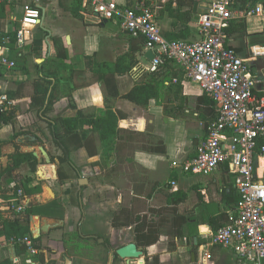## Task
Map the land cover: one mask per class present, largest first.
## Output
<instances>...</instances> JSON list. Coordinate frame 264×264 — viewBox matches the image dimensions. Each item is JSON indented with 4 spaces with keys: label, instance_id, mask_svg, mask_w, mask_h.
I'll return each instance as SVG.
<instances>
[{
    "label": "crops",
    "instance_id": "crops-1",
    "mask_svg": "<svg viewBox=\"0 0 264 264\" xmlns=\"http://www.w3.org/2000/svg\"><path fill=\"white\" fill-rule=\"evenodd\" d=\"M112 1L121 8L145 2L156 9L158 26L168 41L179 38L193 42L201 38L195 14L192 11L191 21L184 22L182 12L189 8L179 10L176 0H161L159 7L154 0ZM196 2L191 8L194 9ZM198 3L200 16L212 0ZM27 5H34V0H7L0 7V52L15 64L12 70L0 69V91L16 102L11 111L12 120L3 121L0 126V220L30 216L33 218L29 222L30 235L32 228H41L46 223L57 227L36 239L42 246L37 257H30L26 251L18 256L16 248L5 247L0 249V264H65L67 259L75 264L74 257L68 255L74 251L73 246L95 241L102 244L103 238L106 240L119 230L113 226V219L116 217L114 223H118L120 212L116 206L122 203L127 207L124 213L130 218L157 221L161 230L168 225L171 231L193 230L194 237L207 242L203 255L210 254L212 264H240L233 248L211 245L212 235L229 224L237 212L239 196L227 166L209 177L181 172V166L197 156L206 137L205 125L217 114L210 97L188 80L174 62L152 73L151 62L145 58L148 50L143 47L140 53L132 52L136 40L123 30L120 21L101 22L85 0H40L37 5L42 20L38 27L45 30L36 34L35 27L28 28L26 44L19 47L17 33L22 29ZM259 5H264V0H258L256 7ZM234 12L235 18L226 30V43L248 60L253 74L264 80L261 74V71L264 74V16L244 18L243 12ZM58 13L68 19V26L48 30L49 15L56 17ZM120 59L122 67L135 62L127 73L117 72ZM45 72L59 74L61 80L57 87L54 79L44 76ZM48 81L52 82L51 86ZM139 84H151L155 88V95L146 107L122 98ZM47 88L46 105L52 94L55 102L43 116L40 105L33 104L32 97ZM257 93L264 96V85ZM79 112L95 119L108 112L119 116L111 154L103 156L100 134L90 131L89 142L86 141L83 149L71 147L70 163L57 164L63 155L61 149L54 141L58 153L48 145L42 146L39 132L29 128L41 127L53 140L52 133L60 126V120L75 119ZM40 147L45 148L48 158L41 154ZM103 158L111 164L110 175L98 166ZM34 162L37 166L32 171ZM263 162L264 159L259 162L260 173L264 171H261ZM60 172L67 176L62 182ZM98 179L101 185L106 182L112 188L111 197L107 196L112 200L106 204L117 215L112 216L111 223L104 221L105 210H98L93 216L86 205L87 195ZM124 187L126 201L119 190ZM101 196L105 195L101 193ZM16 204L26 208L20 216L13 208ZM3 227L0 224V242L10 237L1 231ZM128 228L134 232V225L119 231ZM164 235L147 249L148 253L161 252ZM78 237L84 243L76 240ZM193 255L196 260L193 253L192 261Z\"/></svg>",
    "mask_w": 264,
    "mask_h": 264
},
{
    "label": "built area",
    "instance_id": "built-area-1",
    "mask_svg": "<svg viewBox=\"0 0 264 264\" xmlns=\"http://www.w3.org/2000/svg\"><path fill=\"white\" fill-rule=\"evenodd\" d=\"M6 1L0 0V7ZM39 2L34 0V5L24 7L22 29L17 33L19 47L26 44V30L41 24ZM85 2L101 22L119 20L123 30L145 41V49L155 56L152 73L167 61L174 62L214 102L217 114L206 127L205 140L197 156L181 166V172L209 177L227 166L239 196L237 212L229 224L212 235L211 245L233 248L240 264H264V171L260 173L259 168L260 160L264 159V96L257 93L264 80L253 74L248 60L226 43V30L235 18L233 0H218L200 14L201 38L193 42L164 39L156 9L145 2L129 8H121L112 0ZM243 16H264V5L248 7ZM14 67V62L0 52V69ZM15 107V100L0 91V117ZM19 196L22 197V192ZM13 208L19 216L26 211L23 204ZM5 247L25 248L33 258L42 252L30 234L4 239L0 249ZM204 258L210 260L211 255L205 253Z\"/></svg>",
    "mask_w": 264,
    "mask_h": 264
},
{
    "label": "trees",
    "instance_id": "trees-1",
    "mask_svg": "<svg viewBox=\"0 0 264 264\" xmlns=\"http://www.w3.org/2000/svg\"><path fill=\"white\" fill-rule=\"evenodd\" d=\"M177 8L179 10H183L184 8H189V10L182 12V20L184 22L189 23L191 21V14L193 8L191 6L194 4L195 0H176ZM190 2V4H188ZM258 5V0H233V10L244 12L246 8L256 7ZM228 31V30H227ZM136 47L132 49V52L140 53L141 49L145 45V41L141 38H135ZM176 40H180L176 38ZM170 61H167V63ZM135 62H130V65L126 67H122V60L120 59L119 65L117 64V72L119 74L127 73ZM44 76L47 79H54L56 81V87L60 83V76L57 72H45ZM49 86L52 85L51 81L47 82ZM56 89V88H55ZM49 89L42 90L41 92H36L32 97L33 104L40 105L39 112H43V116H46L48 112H50L51 107L54 105V95L52 94L49 98L48 105H46V100L48 96ZM155 95V88L151 84H139L136 85L129 93L122 96L123 99H126L138 106L146 107L149 104V101ZM13 113L10 112L7 115H2L0 118L2 121L9 122L12 120ZM119 116L114 112H108L104 117L95 119L92 116H85L79 112L78 117L75 119H67L60 120V126L56 127L53 131V141L57 147H59L62 151V157H59L61 165L69 164V155L71 147L73 146L75 150H81L86 146L88 132H98L100 134L101 142L105 145V147L110 148L112 143L116 137V129L119 126ZM215 118V116H214ZM213 118V119H214ZM212 119V120H213ZM211 120V121H212ZM209 124V123H208ZM205 125V128L207 125ZM18 136V135H17ZM40 143V141H39ZM41 144V143H40ZM37 163H33L31 165L32 171H35ZM59 177L61 182L67 179L66 175H62L59 173ZM120 216L125 218V222L122 224L114 223L117 219L116 217L113 219V226L117 228L122 227H130L134 225V239L135 243L138 247L143 248L145 256H148L147 249L155 244H157L161 238V226L159 222L142 219L140 217L130 218L127 213L120 212ZM0 224L4 226L1 231H4L10 237L17 236H25L29 232V221L25 219L15 218L12 221L0 220ZM169 236L171 239L175 240H183L187 239V230L184 228H175L173 229ZM193 237V242L195 244L196 239ZM37 246L42 250L41 244L36 240ZM25 248L17 247L16 252L17 255L20 256L25 253ZM43 261V259H42ZM153 261L155 263L161 264L159 261V257H154Z\"/></svg>",
    "mask_w": 264,
    "mask_h": 264
},
{
    "label": "rangeland",
    "instance_id": "rangeland-1",
    "mask_svg": "<svg viewBox=\"0 0 264 264\" xmlns=\"http://www.w3.org/2000/svg\"><path fill=\"white\" fill-rule=\"evenodd\" d=\"M139 1H147V0H139ZM218 0H212L213 2H216ZM155 6L159 7V4L161 0H154ZM62 16L60 13L57 14L56 17L49 15V20L50 24L47 23L46 28L48 30H57L58 28H64L68 26V19L61 18ZM36 34H41L43 27H38L36 28ZM29 130H33L35 133L40 134L41 139H39L40 143L42 146L46 147L48 145L49 149L51 151H54L56 153L59 152V149L53 144V140H51L46 132L42 130L41 127H30ZM34 132L32 134H34ZM35 135V134H34ZM102 148H103V156L106 158V156L110 155V148L105 147V145L102 143ZM98 166L102 170H107L108 175H110L111 171V164L106 163L104 161H101V164L99 163ZM263 171L264 169V162L262 163V168ZM104 173V172H103ZM105 173V175L107 174ZM110 181V180H109ZM120 196L122 197L123 200L126 201L127 197V188H120ZM101 193H103L105 196H101ZM118 193V192H117ZM112 195V188L110 187L109 183L104 182L102 185L99 182V179L97 183L93 185L92 190L88 193L87 195V207H89L92 210L93 216L96 215V212L98 210H105V215H104V221L105 223L109 222L111 223L112 216L116 213L111 212V205L106 204V202H110L112 199H107V196L111 197ZM118 208L119 212H126L127 207L124 203H122L120 206H116V209ZM120 214V213H119ZM118 214V217H119ZM125 218L123 216H120V219L118 221V224L124 223ZM171 226L168 225L165 228H163L161 231L163 234L162 239V247L160 249L161 252L159 253H148V256L142 257L141 259L131 261L133 264H158L153 261L154 257H159V261L161 264H212V259L209 261H205L204 255H203V248L207 244V242L203 238H199L198 236L195 237L194 239L197 240V243L194 244L193 242V237L194 232L193 230H187V239L183 240H173L171 237L168 235L171 232ZM120 230V228H117ZM117 231L116 233H113L108 236L106 240L102 238L103 243L99 244L98 241H95L94 243H88L87 245H75L73 246L74 251H69L68 255L69 257L72 256L73 261L75 264H109L110 263V256L114 255L115 252L129 244V243H135L134 239V232L133 230L125 229L123 231ZM108 231V230H107ZM106 233V232H105ZM104 233V234H105ZM81 243H84V241L80 240V238H76ZM182 250V251H181ZM177 253V254H174ZM195 253L196 255V262L192 261V254ZM172 254H174L172 256ZM176 256L178 258L176 259ZM205 261V262H204ZM111 264H127L126 260H123L121 258H117L112 261ZM227 264V263H226Z\"/></svg>",
    "mask_w": 264,
    "mask_h": 264
},
{
    "label": "water",
    "instance_id": "water-1",
    "mask_svg": "<svg viewBox=\"0 0 264 264\" xmlns=\"http://www.w3.org/2000/svg\"><path fill=\"white\" fill-rule=\"evenodd\" d=\"M199 0H197L196 4H195V7L193 9V14H195V20L198 21L199 20V16H198V3ZM107 23V21H106ZM154 54L152 51H147L146 54H145V58L148 59L150 62L153 61L154 59ZM40 152L41 154H43L46 158H48V154L45 150L44 147H40ZM36 157H38L36 154H35ZM57 164L60 163V161H57L56 162ZM23 219L25 220H28L29 222H33V218H31L30 216H24ZM43 222V221H42ZM53 227H57V225L55 224H47L42 226L41 225V228L40 226H37L35 227L34 229L32 228L31 232H32V236L35 238V239H39L45 235H48L50 230L53 228ZM103 241V240H101ZM144 250L143 248H140L137 246L136 243H129L121 248H119L117 251H116V255L123 259V260H126L127 261V264H131V261H135V260H138V259H141L142 257H144ZM193 261L195 262V257L193 255ZM65 264H72V261L70 259H67L65 261Z\"/></svg>",
    "mask_w": 264,
    "mask_h": 264
},
{
    "label": "flooded vegetation",
    "instance_id": "flooded-vegetation-1",
    "mask_svg": "<svg viewBox=\"0 0 264 264\" xmlns=\"http://www.w3.org/2000/svg\"><path fill=\"white\" fill-rule=\"evenodd\" d=\"M261 74H262V76L264 75L262 71H261ZM117 258H119V257L116 255V252H115L114 255H111L110 256V263L109 264H111L112 261L115 260V259H117ZM126 263H127V261H126ZM131 264H133V263H131Z\"/></svg>",
    "mask_w": 264,
    "mask_h": 264
}]
</instances>
